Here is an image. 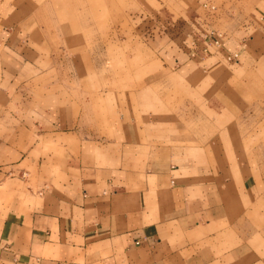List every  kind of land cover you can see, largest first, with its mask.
I'll return each mask as SVG.
<instances>
[{"label": "crops", "instance_id": "0c3cea01", "mask_svg": "<svg viewBox=\"0 0 264 264\" xmlns=\"http://www.w3.org/2000/svg\"><path fill=\"white\" fill-rule=\"evenodd\" d=\"M189 1L139 82L78 74L119 18L0 9V264H264V0Z\"/></svg>", "mask_w": 264, "mask_h": 264}, {"label": "rangeland", "instance_id": "374dc122", "mask_svg": "<svg viewBox=\"0 0 264 264\" xmlns=\"http://www.w3.org/2000/svg\"><path fill=\"white\" fill-rule=\"evenodd\" d=\"M7 4H0V9L6 10L7 14H12L15 3L12 5L6 0ZM17 8L22 7L23 14L31 12L36 7H40L44 14H62L64 11H71L78 17H86L95 26V22L101 17L105 23L117 20L123 21V26L130 27V51L118 52L115 48L113 51L107 50L111 47L110 37L103 35L104 51L102 53V68L94 69H78V74L101 75L102 77H130V82L148 81L153 74L158 73V67H161V61L156 51L160 46L159 41L162 35H154L159 33V29H165L171 32V36H180L186 32H197L199 25L195 22L197 17L207 15L206 6L200 3H192L189 0H20ZM235 1V0H233ZM250 0H236L235 3H244ZM218 6L222 7V0H216ZM63 7L67 8L64 9ZM10 10V12H9ZM235 13L239 11L238 6L234 9ZM219 11V10H218ZM216 11V12H218ZM215 12V13H216ZM205 13V14H204ZM130 19V25H129ZM164 19V20H163ZM160 20H163L160 23ZM99 26L105 34H109L111 26ZM204 24V23H203ZM164 26V27H163ZM206 26L204 24L202 27ZM98 28V27H97ZM223 36L225 32L217 29ZM163 34V33H162ZM155 36V37H154ZM154 37V38H152ZM189 40L192 36L189 35ZM94 36H88L86 46L91 48L94 46ZM92 39V40H91ZM89 53V52H88ZM98 53L97 55H101ZM93 56L95 53H91ZM90 55V53H89ZM143 57H148L143 61ZM150 63V64H148ZM150 65V66H149ZM157 69V70H156ZM156 71V72H155ZM107 78V79H108ZM103 78V86L108 89L111 83ZM105 81V82H104ZM137 85L134 83V86ZM91 86V85H89ZM133 87V84H132ZM158 91V90H157ZM169 92V89H168ZM188 104V102H186ZM102 109H106V103L103 100ZM189 105V104H188ZM264 119V118H263ZM264 136V132L262 133ZM264 138V137H263Z\"/></svg>", "mask_w": 264, "mask_h": 264}, {"label": "built area", "instance_id": "2783aa9c", "mask_svg": "<svg viewBox=\"0 0 264 264\" xmlns=\"http://www.w3.org/2000/svg\"><path fill=\"white\" fill-rule=\"evenodd\" d=\"M206 5H208L209 7L213 8V9L216 8V5H214V4H206ZM208 35L211 36V38L214 42V45H216L218 47H220L222 45L224 36L219 31H217V30L208 31ZM237 56H238L237 52L236 53H229L227 55V58L229 60H235L237 58Z\"/></svg>", "mask_w": 264, "mask_h": 264}]
</instances>
